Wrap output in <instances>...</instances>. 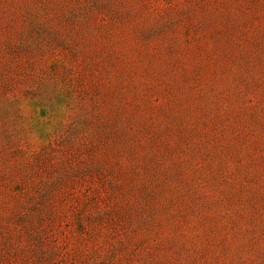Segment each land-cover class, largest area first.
<instances>
[{"label":"rangeland","instance_id":"obj_1","mask_svg":"<svg viewBox=\"0 0 264 264\" xmlns=\"http://www.w3.org/2000/svg\"><path fill=\"white\" fill-rule=\"evenodd\" d=\"M0 264H264V0H0Z\"/></svg>","mask_w":264,"mask_h":264}]
</instances>
